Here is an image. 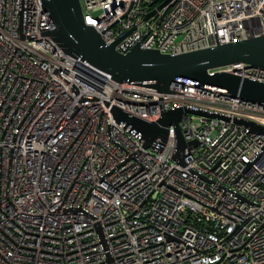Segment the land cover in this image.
Masks as SVG:
<instances>
[{
  "label": "built area",
  "instance_id": "obj_1",
  "mask_svg": "<svg viewBox=\"0 0 264 264\" xmlns=\"http://www.w3.org/2000/svg\"><path fill=\"white\" fill-rule=\"evenodd\" d=\"M78 1L120 53L264 34V0ZM52 28L39 0H0V264H264V135L233 121L264 127V106L114 82L64 54ZM221 71L264 82L243 64L208 70ZM174 108L228 119L183 113L178 131L196 145L182 165L171 125L144 147L112 113L150 123Z\"/></svg>",
  "mask_w": 264,
  "mask_h": 264
},
{
  "label": "water",
  "instance_id": "obj_2",
  "mask_svg": "<svg viewBox=\"0 0 264 264\" xmlns=\"http://www.w3.org/2000/svg\"><path fill=\"white\" fill-rule=\"evenodd\" d=\"M39 2L41 10L53 26L44 33L50 36L64 54L84 60L92 68L107 74L114 82L145 85L158 92H167L171 84L191 85L264 106V82L234 73L208 72L235 64L264 70V34L228 43H215L207 48L174 55L162 54L155 49H142L138 44L120 53L114 50L113 44H103L99 34L91 26L83 24L78 0ZM185 112L228 120L197 110L174 108L163 111L155 122L148 123L112 109L116 121H124L140 132L144 147H149L155 137H164L167 127L171 125L175 137L172 158L180 165L183 164V150L196 145L195 141H183L178 131L177 121ZM233 121L248 127L251 132L264 135V127L261 125L241 119Z\"/></svg>",
  "mask_w": 264,
  "mask_h": 264
}]
</instances>
